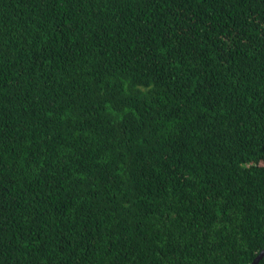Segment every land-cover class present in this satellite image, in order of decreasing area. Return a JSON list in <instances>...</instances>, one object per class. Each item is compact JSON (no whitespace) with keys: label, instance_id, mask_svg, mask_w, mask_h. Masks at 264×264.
I'll list each match as a JSON object with an SVG mask.
<instances>
[{"label":"trees","instance_id":"1","mask_svg":"<svg viewBox=\"0 0 264 264\" xmlns=\"http://www.w3.org/2000/svg\"><path fill=\"white\" fill-rule=\"evenodd\" d=\"M263 247L264 0H0V264Z\"/></svg>","mask_w":264,"mask_h":264},{"label":"water","instance_id":"2","mask_svg":"<svg viewBox=\"0 0 264 264\" xmlns=\"http://www.w3.org/2000/svg\"><path fill=\"white\" fill-rule=\"evenodd\" d=\"M264 256V247L261 249V251L253 258L250 264H257L258 261Z\"/></svg>","mask_w":264,"mask_h":264}]
</instances>
